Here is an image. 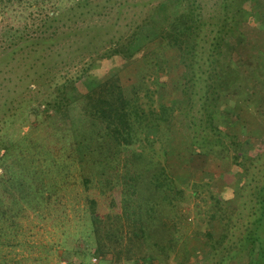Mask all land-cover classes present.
<instances>
[{
    "label": "rangeland",
    "instance_id": "rangeland-1",
    "mask_svg": "<svg viewBox=\"0 0 264 264\" xmlns=\"http://www.w3.org/2000/svg\"><path fill=\"white\" fill-rule=\"evenodd\" d=\"M96 1L101 4L105 0ZM155 1L158 0H114V5L121 2L114 9L96 7L94 14L79 18L83 22H73L68 18L73 12L68 10L72 0H50L46 8L57 4L63 12L44 35L56 29L59 38L42 44L33 42L35 34L31 26L25 28L27 22L31 23V13L36 16L35 6L30 5L36 0L10 4L5 7V13H0V264H85L87 256H80L83 252L76 254V251H83L87 244L94 242L91 235L94 214L102 219L101 236L108 232L114 242L101 255L106 258L103 264H178L179 261V264H201L199 257L208 250L202 231L214 226L209 223L213 197L235 207L237 214L233 220L237 235L252 218L254 195L264 178V72L258 75L250 56L251 50L264 49V9L259 18H248L247 42L238 44L236 39L230 44L240 56L234 63H238L243 74L247 73V66L251 67V72L254 69L256 78L244 86L242 95L237 96L232 88H225L217 100L220 113L228 112L221 114L215 123L237 134L239 150L248 163L246 172L237 163L234 150L223 149L225 153L220 157L219 147L205 141L207 132H211L205 125L210 96L206 86L210 81L208 69L216 62L210 61L213 58L210 43L214 41L212 35L217 33L223 13L215 18L214 11L204 14L203 38L199 40L193 63L195 75L186 83L185 91L181 77L172 70L173 61L167 64L155 58L159 39L156 41L151 35L133 44L136 50L132 56H110L101 49L99 54L87 57V50L83 48L82 52H76L78 59L71 62L68 58L69 52L81 44L87 45L90 41V47H98L110 33L127 35L125 23L136 17L141 24ZM165 5L170 11L172 5L169 2ZM162 18L159 14L160 28L164 24ZM9 28L13 31L3 34ZM152 30L148 31L152 33ZM145 31L147 29L141 32ZM75 33L82 42L72 43V39L78 40L72 35ZM6 46L8 50H4ZM159 65L169 69L163 71ZM114 72L120 75L126 92L137 97L136 103L143 107L147 116L142 122L143 129L153 123L148 120L150 109L156 112L152 117L157 122V126L149 125L146 133L139 130L116 160L95 151L89 131L83 133L84 129H90V121L78 119L76 106L58 110L52 103L58 93L54 87L65 90L69 101L76 100ZM186 95L191 100L182 103ZM43 101L47 102L40 104ZM22 102L40 104V110L21 109L17 105ZM160 102L164 104L159 105ZM251 103L255 107V103H259L262 109L256 112L250 107ZM167 118L173 121L168 127ZM165 132L169 134V141ZM84 142L89 144L88 148L78 149L77 145ZM227 142L223 137L222 146ZM132 151L142 152L138 160H143L144 164L162 165L173 182L166 190L171 203L164 204L163 190L155 187L150 188L156 197L148 200L149 206L160 211L162 208L167 220L176 223L179 240L175 251L167 256L168 251L160 249L158 255L151 257V246L146 239L132 234V230L139 227V221L130 212L131 208H142L137 196L130 193L136 187L129 183L128 187L124 185V172L130 170L134 162L127 159ZM137 172L145 173L143 183L147 182L148 186L150 181L156 180L149 178L150 174L142 168ZM22 184H33L37 190L33 187L35 192H26L28 186ZM141 192L148 194L149 189ZM124 198L129 200L127 208H124ZM147 240L151 242V238ZM88 259L90 264L100 261L97 252ZM245 260L244 257L242 261ZM234 261L230 264H240L239 258Z\"/></svg>",
    "mask_w": 264,
    "mask_h": 264
},
{
    "label": "trees",
    "instance_id": "trees-1",
    "mask_svg": "<svg viewBox=\"0 0 264 264\" xmlns=\"http://www.w3.org/2000/svg\"><path fill=\"white\" fill-rule=\"evenodd\" d=\"M27 1L28 0H0V13H5V7L10 4H23ZM48 2H50V0H36L35 3L30 4L35 6V10H37L36 16H33L31 13V23L29 25L27 22L25 28H29V26L33 28L32 33L35 34L33 42L38 44L49 41L55 42L59 38L56 29L44 35L48 32L52 23L60 18V13L63 12L61 11L62 7L57 4L50 6L49 9L46 8ZM167 2L172 5L170 11H167L165 5ZM72 3L73 4L68 5V10L70 9L74 13L69 11L72 16L68 18L73 22H83L79 20V18H83L82 15L85 14H94L96 10L93 8L101 7L103 10L106 8L114 9V7L121 2H116L114 5V0H105L101 4L96 0H72ZM151 7V12H149L148 17L141 24L137 23L136 17L132 18L130 22L125 23V26L128 28L127 35L116 32L110 33L100 42L101 47H99L100 45L98 47H94V45L90 47L92 45L90 41L87 45L81 44L78 49L69 52L68 58L71 62L78 59L76 57V52H82L83 48L87 50V57L93 54H99L101 49H105L110 56L115 54H121L126 57L132 56L136 50H134L133 44L135 45L139 38L151 35L154 40L157 41V39H159L156 50L154 51L155 58H158L159 62L162 61L167 64H169V61H173L172 70L177 72V75L181 77L183 81L182 88L185 91L187 86L186 83L193 79L195 75L193 63L197 58L195 50H197L200 45L199 40L203 38L201 30L203 28L202 26H204V14L214 11L213 16L215 18L218 14L223 13L220 27L217 29V33L212 35L214 41L210 43L213 45L210 53V57L213 58L210 59V61L216 62L211 63V67L208 69L210 81L206 86L209 87L210 96L208 97V104L206 106L208 109L205 111V122H207L205 125L211 132H207L208 138H206L205 141L214 146L217 145L215 147H219V153L217 154L220 157L225 153H222L223 149L226 151L234 150V156L238 158L237 163L240 164L243 172H246L248 163L245 161V154L243 155L239 150L238 146L240 145L237 134L230 133L225 126L215 123L217 118L221 117V114L223 116L228 112L225 111V113H220L221 109L219 110L217 107V100L222 92H225V88H232L237 96L242 95L244 86H248L250 81L253 83V80L256 78V74H253L256 73L254 69H257L258 75L264 72V49L251 50L252 54L250 59L252 58V62L256 64V68L251 72L249 71L251 67L249 68L247 66V73L243 74L238 63H234V59L238 61L240 56L235 52L236 48L230 46L236 39L239 40L238 44L247 42L248 34L246 31L247 28H250L248 18L252 16L259 18L261 16L260 14H262L264 9V0H211L209 3L204 0H158L151 4ZM221 7L222 11L220 12ZM159 14L163 15L162 19L164 20V24L161 28L159 27ZM149 28L153 29L152 33L148 31ZM89 29L94 30V28ZM144 29H147V31L142 33L141 31ZM11 31H13V29L9 28L7 32L3 34ZM72 35L78 38L77 41L76 39H72V43L83 41L78 37V33ZM8 49V46L4 48V50ZM169 53L171 56H169ZM197 61L199 62V60ZM159 66L163 71L169 69V67L164 69L165 66ZM157 76H159L158 71ZM54 88H57L58 93L55 94L52 100L53 102L51 101L53 105L58 110L63 107L76 106L79 109L78 119L84 122L85 120L90 121V124H88L90 129H84V135L89 131L91 135L90 139H93L95 142L93 147L95 151H98L101 155H105L108 158H119L122 150L132 143L139 130L146 133L149 125L153 124L157 126V122L152 117L156 112L150 109V118L148 120H152L153 123L146 124V127L143 129L142 122H145L147 117L144 115V109L142 106L138 105V102L136 103L137 97H133L126 92L122 85L121 77L116 72L95 83L76 100L69 101V97L66 95L65 90L58 89L60 86ZM190 100V97L186 95L182 103H189ZM45 102L47 101H43L40 104H44ZM40 104L27 105L25 102H22L17 106H19V108L21 107V109L29 107L28 109L36 111L40 110ZM163 104V102L159 103V105ZM255 104L256 107L252 103L250 107L255 108V111L257 112L258 110L259 112L262 106L259 105V103ZM169 120L170 118L165 119V121H167V127L173 123V121L171 122V120ZM190 124H193L192 121H190ZM73 125H71L72 128ZM137 125H139L140 128ZM188 126L192 127L191 125ZM168 131L169 129L167 128V132ZM167 132L164 134L168 140L169 134H167ZM223 137L228 139L225 146L221 144ZM88 145V143L84 142L78 144L77 148L85 150V148H88ZM232 145H234L236 149ZM127 155L128 153L126 156ZM133 156L135 157L133 158ZM241 156L242 158H239ZM139 157H142L141 151H132L130 156H127V159L134 161L132 162L133 165H131L130 170L124 172V176L126 175L124 185L128 187L129 185L127 183H129L130 186L136 187L134 191L130 192L128 189L127 190L131 195L134 193L139 203L142 205V208H131L130 212L135 218L137 217L136 219L139 221V227L136 230L133 229L132 234L138 238L146 239L147 243L151 246V257L158 255L157 250L160 252V249L166 252L168 251V253H166L167 256L170 251H175L174 247L179 240L175 232V230H177L176 223L172 220H167L162 213V208L160 211L155 209L153 205L149 206L148 200L152 198L151 200L153 201V197H156L152 191L155 187V189L161 188V190H163V192H161L162 200H166L164 204L171 203L170 199L167 197L169 193L166 192V190L168 191L170 189L173 182L168 174H166L162 165L159 164L152 167L151 164H144L143 160H138ZM239 159L242 160L239 161ZM138 168H142L144 172L150 174L149 178L155 177L156 180L150 181L149 186L147 182L144 184L143 182L145 181H143V179H145L146 175L145 173L142 174V172L140 175L139 172H137ZM159 175L162 177L161 179L158 178ZM127 176L131 178V182L127 181V179H129ZM22 185L28 186L26 192L30 191L32 193L35 192V189L37 190L33 184ZM146 188L149 189L148 194H146V192L142 193L141 190ZM196 190L195 193H198ZM138 191L144 194V197L140 196L142 194ZM148 196L150 198H147ZM254 196L255 208L251 212L252 218L245 222L239 235L234 231V229H237L236 222L233 220L237 214L235 207L224 205L221 199L213 197L211 210L209 212V223L211 226L212 223H214V226L202 231L206 238L208 250L199 257L201 264H230L231 262H235V258L240 259V264H264V178ZM123 201L124 208H127L129 200L124 198ZM167 208H169V206H167ZM166 211L165 209V214ZM126 213L127 212H125V214ZM93 219L94 221H92L91 227L93 234L91 235L93 236L94 242H91L90 245L87 244L83 251H76V254L83 252L80 256H87L85 264H90L88 256L90 257L97 252L100 263L98 262L96 264H103L101 262H105L106 258L101 255L107 250L105 248L108 247L110 249V245H113L114 242L108 236V232L107 235L101 236L100 227L102 219L96 214H94ZM214 228L217 229L214 231ZM119 238L123 241L121 237ZM148 238H151V242H148ZM121 241H119L120 245ZM134 242L135 241L132 243ZM154 250L156 251L153 254ZM71 254H74V252L71 251ZM244 257L246 260L242 261ZM179 263L180 261L178 264Z\"/></svg>",
    "mask_w": 264,
    "mask_h": 264
}]
</instances>
